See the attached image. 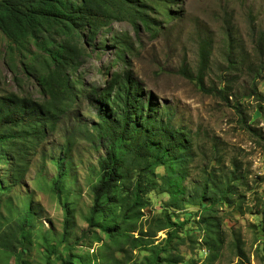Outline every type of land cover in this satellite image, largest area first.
Here are the masks:
<instances>
[{"label": "rangeland", "instance_id": "rangeland-1", "mask_svg": "<svg viewBox=\"0 0 264 264\" xmlns=\"http://www.w3.org/2000/svg\"><path fill=\"white\" fill-rule=\"evenodd\" d=\"M154 3L148 11L151 30L140 25L137 33L128 21L113 24L116 32L132 36L128 66L122 60L114 62L112 32H107V46L95 52L82 70L88 91L111 83L115 72L131 69L144 93L161 106L159 116L191 136L189 162L176 174L172 195L159 177L166 175L165 167L155 171L157 185L148 194L143 219L144 232L155 236L153 245L136 251L119 249L126 245H117L100 227L90 225L92 190L105 148L96 140L95 110L87 96H81L43 141H31L27 153L11 149L23 166L28 165L18 184H12L11 165L6 170L0 166V183L7 190L0 193V236L20 226L26 211L32 213L28 238L15 255L0 248V264H62L69 255L76 258L74 264H151L155 248L168 249L161 257L173 260L162 264H236L234 249L228 247L235 241L245 254L244 264H264V0ZM203 45L208 61L202 87L181 70L197 74ZM12 47L0 31V95L16 93L42 100L36 83L21 72L25 56ZM228 59L238 67L230 68ZM225 86L227 99L214 92ZM253 88L256 95L251 94ZM211 171L237 179L229 194L231 206L222 205L212 189L203 192ZM209 201L216 203L210 217L219 221L225 240L213 263L203 244L201 215ZM166 214L183 225L155 232ZM134 236L137 239L140 233Z\"/></svg>", "mask_w": 264, "mask_h": 264}, {"label": "trees", "instance_id": "trees-1", "mask_svg": "<svg viewBox=\"0 0 264 264\" xmlns=\"http://www.w3.org/2000/svg\"><path fill=\"white\" fill-rule=\"evenodd\" d=\"M154 1L0 0V31L13 45L12 51L17 50L20 56H25L21 60V72L36 83L43 97L39 100L16 93L0 95V166L6 170L10 164L12 184H18L28 165L23 166L14 148L27 153L31 141H43L70 112V105L79 102L81 96H87L88 104L99 119L95 127L96 140L105 148V156L98 162V181L92 190L89 222L91 227H100L101 232L117 245H126L119 248L123 250L129 247L136 251L153 245L155 236L144 232L143 219L149 204L148 194L157 185L155 171L165 167L166 175L159 177L167 182V190L172 195V182L189 162L193 142L186 129L174 126L164 115L159 116L161 106L155 104L151 94L144 93L141 81L131 69L126 67L121 73L115 72L111 83L96 85L88 91L82 70L95 52L107 46L104 39L107 32H112L114 62L122 60L128 66L127 54L134 48L132 36L116 32L113 24L128 21L137 33L141 30L140 25L151 30L153 25L148 11L155 5ZM200 51L197 74L193 75L186 68L181 72L203 87L207 46L203 45ZM228 64L233 69L238 67L233 59H228ZM16 74L15 81L20 84L22 80ZM214 92L227 99L226 86L216 88ZM251 94H257L255 88ZM238 107L236 104L239 110ZM62 176L61 172L58 178ZM236 181L211 171L203 182V192L206 195L212 189L222 205L231 206L229 194ZM173 188L177 191L175 186ZM2 192L7 190L0 183ZM215 208L216 203L209 201L201 214L205 224L203 244L212 263L225 244L219 221L213 222L210 217ZM237 208L241 210L239 203ZM31 221L32 213L26 211L20 226L10 227L0 236V248L17 254L29 236L27 226ZM159 223L155 232L183 225L176 224L169 214ZM135 233H140L137 239ZM239 243L232 242L228 247L234 249L238 258L236 264H244L245 254ZM167 251L155 248L151 264L173 262L172 258L161 257ZM75 259L69 255L62 264H74Z\"/></svg>", "mask_w": 264, "mask_h": 264}]
</instances>
